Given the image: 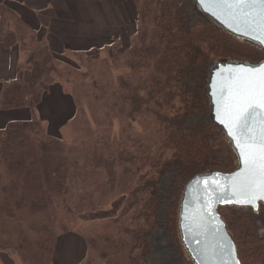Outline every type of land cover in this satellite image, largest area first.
Returning <instances> with one entry per match:
<instances>
[{"label":"trees","instance_id":"16d2710c","mask_svg":"<svg viewBox=\"0 0 264 264\" xmlns=\"http://www.w3.org/2000/svg\"><path fill=\"white\" fill-rule=\"evenodd\" d=\"M186 3L191 6L189 0ZM186 3L134 0L136 33L131 45L113 52L118 44L111 43L108 58L116 68L109 66L102 75L111 84L103 90L97 88L98 79L92 83L94 92L101 90L96 95L102 106L92 112L98 129L80 128L85 138L74 148L66 147L60 132L71 121L84 124L78 100L52 74L58 66L88 73L91 57L67 48L55 52L22 26L0 33L3 47L23 48L28 69L26 79L19 67L14 79L3 82L0 113H30L29 118L8 121L0 128V258L9 255L23 264H51L58 215L89 213L92 218L120 197L117 213L84 221L91 236L86 235L82 264H153L150 238L164 201L159 182L175 169L166 189L167 244L179 264H192L177 228L183 187L197 174L234 171L236 158L210 116L205 123L197 119L199 130L184 127L185 121L209 114L205 77L210 66L203 74L197 69L202 86H188L186 75L199 60L210 65L215 60L255 63L262 57L252 58V53L263 51L215 28L198 12H184ZM2 7L0 17L6 16ZM116 69L121 73L115 79L110 72ZM52 91V100L59 105L65 99L70 102L69 114L53 128L41 111ZM112 119L124 126L116 134L110 128ZM137 121L144 126V137L134 136L131 126ZM56 128L53 136L50 131ZM25 213L31 216L26 225ZM219 213L241 264H264V205L257 212L226 207Z\"/></svg>","mask_w":264,"mask_h":264},{"label":"water","instance_id":"95a60500","mask_svg":"<svg viewBox=\"0 0 264 264\" xmlns=\"http://www.w3.org/2000/svg\"><path fill=\"white\" fill-rule=\"evenodd\" d=\"M199 15L215 28L259 47L264 54V16L260 10H241L224 0H191ZM264 76V57L256 64L247 61H215L209 67L205 92L211 123L226 139L236 158L230 173L211 171L194 175L182 190L177 228L182 248L192 264H241L232 235L219 213L220 208L235 207L255 212L264 199L242 194L249 179V165L244 154V137L236 131L233 120L237 94L250 80ZM251 113L248 126L260 129L261 114ZM247 131V126L243 127ZM260 161L257 159L256 166ZM256 179H259L257 174Z\"/></svg>","mask_w":264,"mask_h":264},{"label":"rangeland","instance_id":"374dc122","mask_svg":"<svg viewBox=\"0 0 264 264\" xmlns=\"http://www.w3.org/2000/svg\"><path fill=\"white\" fill-rule=\"evenodd\" d=\"M184 1L186 3V0H184ZM189 2L191 3V6L186 3L185 8H184V12L188 11L189 13H193V14L197 15L198 13L195 9L193 2L191 0H189ZM132 3L134 5V0H132ZM4 12L6 13V16L4 15L3 17L9 19V23L15 24V27H16L17 26V19L12 17V15L10 14V10L4 9ZM3 17H0V33H1V35L2 34L4 35V34H6V32H9L12 30V29L6 30L5 24H4V22H2ZM135 27H136V25L134 24L133 28H132V32L131 31L129 32V34H131V35L129 37L128 43H126V44L124 42L121 43L120 41H118L120 38H122L121 35H118V38H117L118 47L116 49H113L112 50L113 52L119 51L122 48L127 49L131 45L132 40L134 39L135 33H136ZM20 47H21V45H20ZM109 47H111V41H108L102 45H99V47H94V50L89 51V50L85 49L86 51L81 52L82 55H86V52H87V54L92 59L90 66L87 68V69H90L88 71V73L84 74V72H82V69L81 70H79V69L78 70L77 69H63L61 66H58L55 69L56 74H52L53 77L58 78L57 82H59L61 84H66L67 85V91L66 92L70 93V94L72 92L74 97L78 100V107L80 109V114H81L80 118L82 116V122L84 123L82 126L81 125L79 126L80 120L76 121V123L74 121H71L69 124H67L65 127H63L61 129V132H60L61 138H62V141L64 142V144L66 145V147L70 146V147L74 148L77 145L80 138L81 139L85 138L81 135V133H80L81 129L80 128L85 127L87 125L93 130L97 128L98 117L97 116L94 117L92 112H96L97 107L102 106L100 104V102H102V100L100 99V96L96 95L101 90L99 89V91L94 92L93 89H95V88L92 86V83H93L94 79H98L101 84H97V88L103 87V90H106L105 86H108L107 84H109V85L111 84V82L110 83L107 82L105 77L102 76L104 70L107 69V67L111 66L112 69L116 68L114 63H112L111 59L108 58V52L107 51L110 49ZM23 53L26 57V54L24 51H23ZM252 54H253L252 58H255V59H260L262 57L261 58V60H262L264 57V54H262V52H260L258 54L253 52ZM198 62L199 63L196 65V67L190 69V72L186 75V80L188 82L187 84L190 87H196V85L202 86L201 85L202 76L200 78V73H199V71H197V69H200L201 74H203L205 66L206 67L211 66L210 62L207 63L206 61H202V60H199ZM256 63H258V62H255L253 64H256ZM25 65H26V61L21 67H22V70L25 71L24 72V78L26 79L27 78L26 77V75H27L26 71H28V69H24ZM120 70L121 69H116V70L110 72V75L112 77L114 75V77L116 79L117 76L121 73ZM16 75H17V72H16L15 76ZM205 79H206V77H205ZM0 81H1V86H2L4 81H2V80H0ZM104 84H106V85H104ZM100 94H102V93H100ZM57 96H58V94H57ZM58 98H60V97L58 96ZM65 101L66 102H62V103H60L61 105H59L56 101L50 100L41 109V111H43L42 116L44 117V119L49 120L52 128L56 127V125H60L62 123V119L65 116H67L70 112V102L66 99H65ZM209 116H210L209 114L205 113L204 115L202 114L197 118L195 117L194 121L188 120L187 123L185 121L184 127H186V128L188 127L191 129L195 128L196 130H199L200 126L195 125V123L196 124L198 123L197 119L201 117L200 121L205 123ZM111 121H112V125L110 128L112 129L114 134L118 133L121 127H124V126H122V124L119 123V120H117V119H114V120L112 119ZM101 125L103 128H106L103 124V120H101ZM57 128H56V131H53L54 129L51 130L50 134H52L53 136H56L58 134L57 132L59 131V130H57ZM131 128H133V130H134V136L135 137H138V136L144 137V135L146 134V131L144 130V126L139 121L133 123ZM79 129H80V132H79ZM76 130H77V132H76ZM223 141H224V144L232 152L231 147L226 142V139H223ZM232 154H233V152H232ZM174 174H175V169H173L170 172H168L167 174L163 175L160 179V182H159V188H160L161 192L164 194V201H163V204L161 205V207L158 211V214H157L158 224L156 226L155 233L150 238L152 248H153L152 255H151V261L153 264H179L177 257L168 248L167 235L165 232V220H166L165 209H166V198H167L166 189L167 190L169 189L170 184H171L170 181H171V178L173 177ZM114 198H116V197H114ZM119 199H120V197L114 199L110 205L102 202L103 204H105V206H104L105 210H101V211L97 212L96 214H93L92 218L89 215V213H87L86 215L82 214L80 216L76 212L68 218H66L67 216L63 217L62 215H58L57 216V222L54 224V233L56 236L55 247H56L57 240H59L60 237H63L64 235L69 234V233L79 234L80 237L85 239V243H86L87 233L89 236H91L89 231H88V228L86 226V224H88V221L93 220V218H101V217H105V216L107 217V216H111V215L115 214V212L117 213V211L120 209L121 204L123 202ZM102 203L100 205L101 208H103ZM24 217H25V220H23V222L26 225L27 221L30 220L31 216L29 214L25 213ZM51 218H54V217L52 216ZM84 221H87L86 224L84 223ZM61 227H65L66 230L60 232ZM83 234H84V236H83ZM60 243L61 242L59 241L58 247H60ZM55 247H54V250H55ZM69 249L70 248H68L67 244L66 245L61 244V251H60L59 256H57L58 262H62L65 260L67 254L69 252ZM54 250H53V252H54ZM86 255H87V249H86L85 257L83 260H80L76 263H74L75 260H72V262L74 264H82V262L86 258ZM0 264H23V263L21 260H17V259H13L12 257H9V255H3L0 258ZM51 264H54L53 255L51 258Z\"/></svg>","mask_w":264,"mask_h":264},{"label":"crops","instance_id":"0c3cea01","mask_svg":"<svg viewBox=\"0 0 264 264\" xmlns=\"http://www.w3.org/2000/svg\"><path fill=\"white\" fill-rule=\"evenodd\" d=\"M0 4L17 19V26L31 31L39 44L45 43L55 52L64 48L70 52L90 51L108 41L126 44L134 25L132 0H0ZM2 22L6 30L15 31V24L9 23V19L3 17ZM118 35L122 38L117 41ZM22 49L17 45L6 48L0 44V80L6 82L14 79L17 69L26 61ZM53 94L54 91L45 97L43 107L53 99ZM16 114L0 113V128L8 121L30 117V113ZM60 238L53 252L54 264H74L84 259L87 249L85 239L77 233ZM61 244H67L70 249L65 260L58 262Z\"/></svg>","mask_w":264,"mask_h":264},{"label":"snow or ice","instance_id":"6c2138e0","mask_svg":"<svg viewBox=\"0 0 264 264\" xmlns=\"http://www.w3.org/2000/svg\"><path fill=\"white\" fill-rule=\"evenodd\" d=\"M229 6L244 9H255L258 5L264 6V0H224ZM260 14L264 16V7ZM258 109L264 110V76L258 80H250L246 86L237 94L235 101V111L233 120L236 131L244 137V154L249 165V179L243 186L242 194L249 197L247 202L259 197L264 199V113L261 114L260 129L252 128L247 125L251 113ZM247 126V131L243 127ZM257 159L260 161L259 167L256 166ZM259 179H256V176ZM238 264V261H237Z\"/></svg>","mask_w":264,"mask_h":264}]
</instances>
